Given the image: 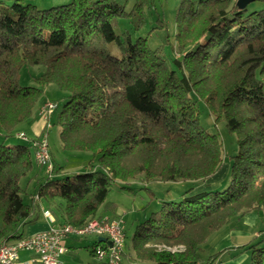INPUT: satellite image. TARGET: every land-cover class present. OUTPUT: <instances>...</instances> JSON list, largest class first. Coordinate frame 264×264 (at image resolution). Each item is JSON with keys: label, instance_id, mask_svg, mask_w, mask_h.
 Instances as JSON below:
<instances>
[{"label": "trees", "instance_id": "1", "mask_svg": "<svg viewBox=\"0 0 264 264\" xmlns=\"http://www.w3.org/2000/svg\"><path fill=\"white\" fill-rule=\"evenodd\" d=\"M155 5L70 0L39 8L28 0H0V243L22 237L19 224L37 219L20 186L34 162L33 140L9 139L50 83L68 97L57 114L63 148L90 151L97 161L93 169L73 173L55 163L39 186V196L65 199L66 222L82 225L101 206L113 209L107 197L117 180L212 176L223 162V143L202 126L194 94L216 126L224 121L236 134L230 180L224 189L190 186L178 200L163 201L135 225L136 256L155 264H216L221 251L201 257L208 236L234 216L264 209V6L180 0L175 43L155 48L147 36L116 31L122 18L139 31L148 22L146 8ZM157 22L165 27L163 19ZM110 42L122 56L110 52ZM165 44L179 56L168 60ZM26 63L45 66L35 85L20 82ZM259 235L240 246L251 250L249 264H264V233Z\"/></svg>", "mask_w": 264, "mask_h": 264}, {"label": "rangeland", "instance_id": "2", "mask_svg": "<svg viewBox=\"0 0 264 264\" xmlns=\"http://www.w3.org/2000/svg\"><path fill=\"white\" fill-rule=\"evenodd\" d=\"M28 1L37 4L39 8H46L49 6L66 3L70 0ZM179 3L180 0H163L162 2L160 0H156L155 6L146 8V17L148 22L139 31H134L132 29L130 20L126 18L120 19V22L115 29L118 33H123L126 30L130 31L132 38H136L137 36H147V43L151 48H155L165 42L175 43L174 35L176 31V11ZM263 6L264 2L262 0H255L249 3L248 9H259ZM158 18L164 20L165 27H160V23L157 22ZM109 49L112 54L119 57L122 56V51L114 42L109 43ZM164 54L170 61L173 57L179 56V54L176 52V49L171 48L170 44H165ZM44 70L45 66L43 65H33L26 63L20 70V82L25 85H35L37 84L35 78L40 76L44 72ZM46 86L42 88V94H46V92H48V96L45 95L44 97V95L42 96L41 94L42 97L40 96L41 98H38L36 104L33 107L32 115L29 117L30 121L33 123L37 119V117L41 116L43 124L41 132H39L37 135L31 136L28 125L22 122L23 124H19L16 127V138L12 137L11 139H9V141L22 142V140L30 141L32 138L35 139L37 137H46L49 144L53 166L56 162L58 164L66 166V169H68L66 173L81 172L85 171L87 168L93 169L95 166H97V161L93 158V155L90 151H69L63 148V141L60 134L62 125L60 122H58L57 114L62 110L65 102L68 99V97L66 95H63L62 93H67L65 91L62 93H58V88L54 83H50ZM45 89L48 90L45 91ZM192 97L197 101L196 106L201 115L202 126L209 133L215 134L216 137L223 143V162L220 168L212 176L205 179L180 181H163L155 179L149 181L145 178L144 174H140L136 178H132L125 183L122 180H117L116 182H114L108 194L107 200L115 204L113 208L114 210L118 207L120 209H123L125 212L122 221L124 233L126 235V245L122 259L126 254L128 244L132 243V224L142 222L146 217L149 216L152 211L158 210L161 207L163 201L178 200L181 197L183 191L190 186H195V191L198 189L205 190L213 187L224 189L230 180V156L235 152L238 146L236 141V134L231 133L227 130L224 121L220 122L216 126L214 124L212 115L209 113L205 101L198 99L195 94L192 95ZM50 102L54 103L55 108L52 107L51 110L42 111V106ZM20 128H23L25 131H27L28 133L25 131L22 132L26 133V135L31 139L28 138V140H25L23 137L19 136V132L17 131ZM33 160L35 161V163H37V161L35 160V156L33 157ZM40 168L46 173V167H42L40 165ZM48 174H53V170H51L49 173H46V176H48ZM122 184H127L131 188H123L121 187ZM37 196L39 197L38 194L36 195V197ZM24 198L27 199V195L24 194ZM102 208L105 210L113 211L112 208L107 209L104 206H102L101 209ZM102 216L103 215L98 214L93 217ZM116 217L118 216L113 215L110 218ZM260 233H264V230ZM207 241L208 242L203 244L201 250V257L204 260H207L209 256L214 254L215 252H220L222 248H224V246H226L227 244L225 243V245L218 247L219 245L216 239L215 241H213L212 238H208ZM158 246L159 248L165 247L172 250L180 249L183 247L182 245L170 246L166 244H159ZM88 253V251H85L84 255L87 256L89 255ZM81 259H84V256H81ZM131 260L138 264L143 263V261H140V259L136 256V253L135 257H131Z\"/></svg>", "mask_w": 264, "mask_h": 264}, {"label": "crops", "instance_id": "3", "mask_svg": "<svg viewBox=\"0 0 264 264\" xmlns=\"http://www.w3.org/2000/svg\"><path fill=\"white\" fill-rule=\"evenodd\" d=\"M47 90L45 89V91ZM62 92L64 91H60L58 89V93ZM47 93L48 92H46V94H42V96H48ZM62 94L66 95L64 93ZM23 123L28 125L31 136L37 135L43 128L41 116L37 117L33 123L30 121V118ZM20 131L25 130L20 128L17 132ZM86 170H89V168ZM67 171L68 169L64 166L62 173H66ZM45 180L46 173L40 168V165L35 163V161L33 162L31 169L21 178L20 186L22 188L21 193L23 199L26 203L31 205L33 213L37 215V219L35 221L29 223H24L22 221L19 224L18 232L21 233L22 236H29L37 232L47 230L51 226H57L66 222L65 199L61 197H57L55 199H47L43 196H39L38 198L36 197L39 186L43 184ZM24 194L27 195V199L24 198ZM101 207L97 212L99 215L109 217L117 215L118 217L116 218H123L125 213L123 209L118 207L115 208V210L113 209V211L105 210L103 208L101 209ZM263 223L264 209L257 211L252 210L246 212L243 216H234L230 218L223 226L212 232L208 238H212L213 241L216 239L219 245L218 247L227 243L226 246L222 248L216 264H249L251 260V250L241 249L240 246L256 242L260 238V231L264 230ZM136 224H132L133 232ZM97 241H100L99 236L94 234H88L80 237L70 235L66 237L65 243L68 247V251L62 256L63 264L100 263L93 252L94 245ZM206 242L208 241L206 240L204 243ZM132 246V243L128 244L126 254L120 264H137L131 260V257H135V251ZM85 251H88L89 255H84ZM81 256H84V259H81ZM32 257L33 255L30 252L21 251L19 261H28L29 259H32ZM140 261H143V264H155L152 261H145L141 259ZM32 264L39 263L35 261Z\"/></svg>", "mask_w": 264, "mask_h": 264}, {"label": "built area", "instance_id": "4", "mask_svg": "<svg viewBox=\"0 0 264 264\" xmlns=\"http://www.w3.org/2000/svg\"><path fill=\"white\" fill-rule=\"evenodd\" d=\"M52 107L54 103H46L42 111L51 110ZM18 135L25 140L30 138L22 131ZM31 140L35 146L37 163L46 167V173H49L54 166L46 137ZM88 234L105 236L112 242L111 245L104 242L94 247V255L101 264L121 263L126 245L122 218L102 216L95 219L86 231L70 232L69 224L64 222L29 236L7 239L5 251L0 252V264H32L35 261L39 264H63L62 256L68 251L66 237L70 235L80 237ZM21 251L30 252L33 255L32 259L19 261Z\"/></svg>", "mask_w": 264, "mask_h": 264}, {"label": "bare ground", "instance_id": "5", "mask_svg": "<svg viewBox=\"0 0 264 264\" xmlns=\"http://www.w3.org/2000/svg\"><path fill=\"white\" fill-rule=\"evenodd\" d=\"M54 108H55V105H54ZM27 142H29V141H27ZM34 156H35V160H36V155H34ZM97 218H99V217H93V218L89 219L87 222H85L82 225H75V224H73L71 222H65V223L69 224L70 232H78V230L79 231H86V228H88L89 226H92V223H94V220L97 219ZM5 241H7V240H5ZM5 241L0 243V252L5 251Z\"/></svg>", "mask_w": 264, "mask_h": 264}, {"label": "water", "instance_id": "6", "mask_svg": "<svg viewBox=\"0 0 264 264\" xmlns=\"http://www.w3.org/2000/svg\"><path fill=\"white\" fill-rule=\"evenodd\" d=\"M255 0H236V3L237 5L240 7V8H244L246 7L249 3L253 2ZM99 240L100 241H106L108 242L110 245L112 244V242L110 240H108L105 236H100L99 237Z\"/></svg>", "mask_w": 264, "mask_h": 264}]
</instances>
